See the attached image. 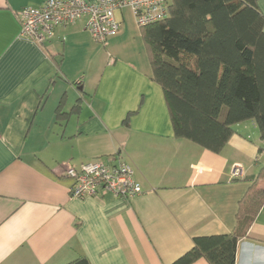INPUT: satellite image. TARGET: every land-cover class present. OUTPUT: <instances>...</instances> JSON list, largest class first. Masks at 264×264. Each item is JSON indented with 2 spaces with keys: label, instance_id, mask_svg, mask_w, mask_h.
I'll list each match as a JSON object with an SVG mask.
<instances>
[{
  "label": "crops",
  "instance_id": "obj_1",
  "mask_svg": "<svg viewBox=\"0 0 264 264\" xmlns=\"http://www.w3.org/2000/svg\"><path fill=\"white\" fill-rule=\"evenodd\" d=\"M44 2L0 0V264H173L195 238L233 233L264 166L257 124L237 125L221 154L177 139L132 9L105 45L86 19L41 45L21 36L19 13ZM96 160L131 165L143 193L72 198L66 168ZM237 264H264V206Z\"/></svg>",
  "mask_w": 264,
  "mask_h": 264
},
{
  "label": "trees",
  "instance_id": "obj_2",
  "mask_svg": "<svg viewBox=\"0 0 264 264\" xmlns=\"http://www.w3.org/2000/svg\"><path fill=\"white\" fill-rule=\"evenodd\" d=\"M140 28L152 80L163 90L177 139L221 154L235 127L248 121L257 124L264 139V15L259 0H170L167 19ZM57 116L65 117L61 108ZM248 181L234 232L195 238L193 248L173 264L200 259L237 264L239 244L264 206V166ZM69 264L90 262L79 257Z\"/></svg>",
  "mask_w": 264,
  "mask_h": 264
},
{
  "label": "built area",
  "instance_id": "obj_3",
  "mask_svg": "<svg viewBox=\"0 0 264 264\" xmlns=\"http://www.w3.org/2000/svg\"><path fill=\"white\" fill-rule=\"evenodd\" d=\"M170 0H45L40 8H25L19 13L21 36L37 44L51 40L55 29L86 19V29L96 42L105 44L122 28L116 13L125 7L132 9L139 27L164 21L169 16ZM242 169H234L235 178ZM64 176L72 180V198H100L113 194L118 198L134 199L143 193L135 180L134 169L119 160L106 163L96 160L80 168L67 167Z\"/></svg>",
  "mask_w": 264,
  "mask_h": 264
},
{
  "label": "rangeland",
  "instance_id": "obj_4",
  "mask_svg": "<svg viewBox=\"0 0 264 264\" xmlns=\"http://www.w3.org/2000/svg\"><path fill=\"white\" fill-rule=\"evenodd\" d=\"M119 33H120V32H119ZM119 33H118V34H119ZM118 34H117V35H118ZM117 35L112 36V37H110L109 39L114 38V37H116ZM109 39H108V40H109ZM102 45H105V44H102Z\"/></svg>",
  "mask_w": 264,
  "mask_h": 264
}]
</instances>
